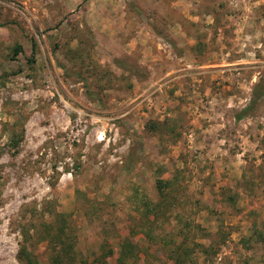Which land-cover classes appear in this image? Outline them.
Instances as JSON below:
<instances>
[{
	"label": "rangeland",
	"instance_id": "rangeland-1",
	"mask_svg": "<svg viewBox=\"0 0 264 264\" xmlns=\"http://www.w3.org/2000/svg\"><path fill=\"white\" fill-rule=\"evenodd\" d=\"M263 87L264 0H0V264L55 213L78 261L117 264L127 240L136 264H175L141 232L158 177L176 199L153 237L178 217L214 244L188 264H264Z\"/></svg>",
	"mask_w": 264,
	"mask_h": 264
},
{
	"label": "trees",
	"instance_id": "trees-1",
	"mask_svg": "<svg viewBox=\"0 0 264 264\" xmlns=\"http://www.w3.org/2000/svg\"><path fill=\"white\" fill-rule=\"evenodd\" d=\"M80 42L79 45L80 46ZM37 48L35 41L31 42L32 57L28 60L29 62H34V54ZM23 52L21 45H15L13 48V56ZM75 60H81L82 56L79 51L75 53ZM83 62V61H80ZM118 68L123 69L124 65L120 62L115 63ZM138 72V71H137ZM136 77V76H135ZM137 78V77H136ZM130 87V85H129ZM264 90V87H263ZM260 98V96H259ZM258 101L257 97H253L250 104L244 108L240 114L236 116V120L243 119L248 111L253 108ZM23 136L12 135L9 146L12 148H17ZM156 190L158 193L157 203H152L148 201L145 197L140 200L141 208L138 209V215H140L141 221L144 220V224H150V222H155L156 218L159 216L164 217L170 210L174 207L175 196L173 193L174 180H163L158 177L155 182ZM138 202L137 198L135 199ZM53 215L52 213H50ZM168 221V218H165V222ZM180 223H183L184 226L180 227ZM159 223L160 234H156L154 237L151 235L153 232L147 226L142 227L141 232L147 240L151 242H156V245L161 248V250L166 251L169 258L174 261L175 264H188L192 262V255L196 251V247L200 248V252L206 257L210 251H213V245H209L208 248L202 247L199 244L193 245L192 247L188 244L190 238L189 233L186 232V229L190 228V225L187 221H183L182 218L176 219V223L170 231H165V228ZM34 235L30 236L27 230L22 232V243L20 244L17 260L20 264H39L35 259L32 250H29V244ZM258 238H262V234L257 235ZM39 242L47 241L50 248L52 249V256L50 264H89L85 260H76L75 258V247H76V235L73 230L70 221L69 215L65 213H55L54 218L51 222L43 224L41 231L38 235L35 236ZM179 239V240H178ZM264 240V237L262 238ZM33 244V243H32ZM120 251L119 256L116 260L117 264H136L138 260V253L136 252V246L132 244L131 241L122 240L119 244ZM105 246H102L104 249ZM214 253V252H212ZM113 254L112 249H107L103 252L101 257L95 259L96 264H107L106 258L110 257ZM215 254V253H214Z\"/></svg>",
	"mask_w": 264,
	"mask_h": 264
},
{
	"label": "crops",
	"instance_id": "crops-1",
	"mask_svg": "<svg viewBox=\"0 0 264 264\" xmlns=\"http://www.w3.org/2000/svg\"><path fill=\"white\" fill-rule=\"evenodd\" d=\"M174 23H175V21H174ZM159 37H160V36H159ZM139 38L141 39V37H140V36H135V38H134V39L137 41V40H140Z\"/></svg>",
	"mask_w": 264,
	"mask_h": 264
}]
</instances>
